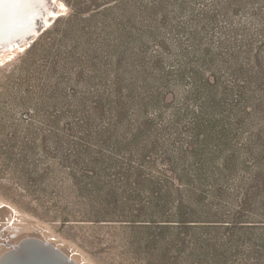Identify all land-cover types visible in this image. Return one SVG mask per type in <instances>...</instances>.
<instances>
[{
  "label": "trees",
  "instance_id": "trees-1",
  "mask_svg": "<svg viewBox=\"0 0 264 264\" xmlns=\"http://www.w3.org/2000/svg\"><path fill=\"white\" fill-rule=\"evenodd\" d=\"M77 8L93 93L65 102L42 145L94 220L164 239L166 259L187 242L192 264H264V0ZM37 40L25 68L68 71L62 41L35 53Z\"/></svg>",
  "mask_w": 264,
  "mask_h": 264
},
{
  "label": "rangeland",
  "instance_id": "rangeland-1",
  "mask_svg": "<svg viewBox=\"0 0 264 264\" xmlns=\"http://www.w3.org/2000/svg\"><path fill=\"white\" fill-rule=\"evenodd\" d=\"M58 1L64 6L58 9L57 2L50 1L53 4L40 30L15 46L23 44V48L18 46L12 53L14 47H0V254L25 237H37L51 242L77 264H192L196 250L190 252L187 242L180 253L173 246L166 259L164 239L139 240L120 223L95 221L58 157L46 153L43 134L50 124H57L54 114L66 109L69 100L89 98L90 85L96 81L90 65L81 73L74 63L79 51L75 36L83 17L75 11L80 0ZM55 9L58 16L45 29ZM37 38L35 53L54 39L62 41L70 61L68 71L47 74L46 67L25 68ZM55 77L61 81L57 87ZM75 106L74 102L70 105Z\"/></svg>",
  "mask_w": 264,
  "mask_h": 264
},
{
  "label": "bare ground",
  "instance_id": "bare-ground-1",
  "mask_svg": "<svg viewBox=\"0 0 264 264\" xmlns=\"http://www.w3.org/2000/svg\"><path fill=\"white\" fill-rule=\"evenodd\" d=\"M50 1H52L54 5L56 1L58 9L61 8V5L64 6V4H61V2L58 0H0L1 49L7 50L11 47H14L11 49L13 53L18 51L19 47L23 48V44L18 45L19 47L15 46L17 43L31 39L34 37L35 33L40 30L43 19L49 15L48 12H50ZM47 9L49 10L48 12ZM56 12L57 10L55 9L53 11V16H50L49 18L51 21L48 20L46 23L47 26L45 29H47V27L52 24L51 22L53 21L54 16L57 15ZM59 13L61 14V12ZM28 245H31V249H29L27 252H22V255L18 258L16 254L23 251ZM51 250L56 251L57 255L52 253ZM0 264L77 263L74 262L69 256L64 254L60 249L53 246V244L48 240L37 237H25L0 254Z\"/></svg>",
  "mask_w": 264,
  "mask_h": 264
},
{
  "label": "water",
  "instance_id": "water-1",
  "mask_svg": "<svg viewBox=\"0 0 264 264\" xmlns=\"http://www.w3.org/2000/svg\"><path fill=\"white\" fill-rule=\"evenodd\" d=\"M29 249H31V245L26 246L25 249L23 251H21L20 253H17L16 256L19 258L22 255V252H27ZM51 251H52V253L57 255L56 251H53V250H51Z\"/></svg>",
  "mask_w": 264,
  "mask_h": 264
}]
</instances>
